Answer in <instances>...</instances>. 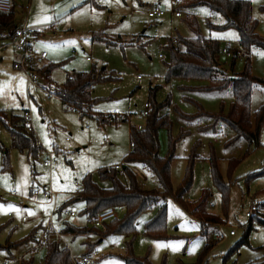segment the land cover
<instances>
[{"label": "rangeland", "instance_id": "obj_1", "mask_svg": "<svg viewBox=\"0 0 264 264\" xmlns=\"http://www.w3.org/2000/svg\"><path fill=\"white\" fill-rule=\"evenodd\" d=\"M188 3L189 0H181L177 6L173 5L172 0L167 5L163 0H120L119 3L116 0L108 3L103 0H12L17 22L23 23L27 17L29 26L38 31L31 39L32 49L46 51L48 56L45 62L56 65L50 75L51 83H47L39 74V70L46 65L43 62L36 68V85L29 84L25 71L14 64L20 54L12 47L0 49V122L8 121L11 113L22 115L24 110H29L31 121L27 126L34 131L41 146L37 158L29 156L27 151L16 149L8 128L0 123V264H5V261L16 264L15 260L23 257V261L33 257L35 264H43L45 249L36 254L30 252L50 215H54L58 230L64 227L65 222L88 228L85 234H67L66 243L59 241L70 249L73 259L87 257L88 264H125L130 236L115 232L103 236L105 230L94 229V223L82 213V201L69 205L61 216L54 210L82 190L87 174H92L102 187H109V181L100 180L98 170L124 164V158L132 147L130 129L145 126L141 111L149 102L150 89L155 87L158 103L170 98L173 107L193 117L183 118L172 108H163L161 114L168 113L172 128L171 132L162 128L159 138L160 154L166 157L170 138L176 140L180 136L171 164L174 191L182 183L195 144L199 141L195 151L194 182L186 194L189 206L198 209V213L193 215L173 196H167L164 201L168 207L167 237L152 239L144 232L145 223L158 211L157 204L152 210L142 213L136 222L138 233L131 245L134 255L148 257L152 264H193L200 259L206 244H210L203 264H224L228 250L245 234V226L251 217L248 209L252 199L259 203L254 215L264 217V208L261 207L264 203V126L261 146L248 147L244 139L227 146L226 142L234 137L235 132L218 115L229 113L234 100L232 87L186 91L179 89V85L196 86L204 82L178 79L167 82L165 79L170 55L166 48L167 38L177 34L195 37V32L186 23L188 15L198 19L203 37L220 41V77H232L245 67L244 53L240 52L237 57L233 54V49L240 48L238 31L234 28L212 30L207 24L210 8L203 4L187 6ZM155 5L169 13L158 18L149 17L148 9ZM262 6L264 0H252L253 17L258 21L257 32L264 38ZM26 7H29L28 13ZM172 8L178 9L182 15L171 13ZM202 8L207 9L209 14H202ZM43 16H58L59 19L37 23ZM212 21L219 24L224 22V18L218 16ZM125 24L128 26L124 27ZM69 41L74 43L65 44ZM93 69L96 75L106 80L94 85L91 93L94 101L91 107L85 108L88 113L83 114L65 105L57 94L69 75L89 73ZM251 71L254 76L264 80V48L261 46L252 47ZM185 95L192 101L186 100ZM263 104L264 85L255 84L252 111L255 112ZM98 116H104L107 122L101 123ZM45 134L50 143H46ZM248 148L250 152L244 156ZM212 157L216 158L223 179L232 181L227 210L223 208L220 193L211 177ZM233 157L239 158L240 162L230 178L228 162ZM145 173L146 177L140 179L144 187L160 189L157 176L147 170ZM250 174L254 176L248 180ZM40 176L45 180L37 179ZM81 176L82 179L79 178ZM25 178L27 189L16 191L17 183L23 184ZM57 178L58 187L67 182L74 186V190H56L53 185ZM206 188L212 196L198 207L196 202ZM9 205L13 207L9 208ZM113 208L116 211L114 219H121L125 209ZM26 209L34 211L36 215L29 216L24 211ZM174 209H178L183 216L175 214ZM66 211L71 214L67 215ZM201 212L213 214L222 220L202 226ZM180 225L183 227H178ZM38 226L40 228L33 239L15 245L14 242L26 237ZM248 235L249 244L240 246L232 253L227 264H247L264 258V226L254 222ZM197 241L200 243L192 251ZM89 246L93 248L90 252ZM73 259V264H76Z\"/></svg>", "mask_w": 264, "mask_h": 264}, {"label": "trees", "instance_id": "obj_2", "mask_svg": "<svg viewBox=\"0 0 264 264\" xmlns=\"http://www.w3.org/2000/svg\"><path fill=\"white\" fill-rule=\"evenodd\" d=\"M207 5L210 10V19L207 20L209 28L212 30H225L234 28L239 34V47L233 49L235 57L240 52L244 53L245 67L240 73L234 74L232 77L219 74L218 56L221 52L220 41L216 38H206L200 34L198 19L195 16H187V25L195 32V37L187 38L180 34L169 37L166 40V48L169 49V61L166 63L167 82L173 79L183 81H200L204 84L192 86L182 83L179 85L181 90H224L228 86L232 87L234 100L231 102L230 111L226 115L220 114L219 118L230 126L235 135L226 142L229 146L240 139H244L248 147H259L261 143V133L264 126V104L261 105L255 112L252 111L251 101L253 86L255 84L264 85V80L254 76L251 71V50L253 46H261L264 48V38L257 32L258 21L253 17L252 0H189L187 6ZM185 5V6H186ZM261 10H264L262 6ZM222 16L223 23H214L213 18ZM17 25L16 13L14 9L0 14V41L9 37L10 31ZM235 58H233V62ZM56 64H46L40 70V76L46 79V82L51 83V73L55 69ZM93 69L89 73L76 72L69 75L63 83L58 96L63 103L75 110H80L81 113L87 114L85 110L91 107L94 101L92 98V90L94 85L99 81L106 80L103 76L95 74ZM156 89L151 88L149 93V109L145 117V126L143 128L131 127L130 138L131 150L124 158L122 170H117L113 167H101L98 170L100 180L109 181V187H102L92 177V174H87L83 179L82 190L74 197L69 198L59 208L56 209L59 216L72 203L77 201L84 202L82 213L88 218L94 219L98 214L108 208L122 207L125 209L124 216L121 219H114L107 223L103 236L115 232L130 236L128 242V254L124 257L125 264H152L148 257L140 258L134 255L131 250L133 239L137 235L136 222L140 215L159 204L157 213L153 218L145 223L144 232L152 239H161L167 237V217L168 207L164 203L167 196H173L175 201L183 206L193 215H197L198 209L191 208L186 200V194L191 189L194 182V161L197 156L195 154L199 141L196 142L191 155V160L188 163L182 183L176 191L171 185V164L174 159L175 145L180 136L174 140L170 138L169 154L163 156L160 154V138L159 131L162 128H167L171 132L172 121L168 113L161 114L165 107L172 108L178 115L183 118H193L192 116L182 113L176 106L173 107L170 98L164 102L156 101ZM184 98L190 99L188 96ZM189 101H192L191 99ZM4 112V111H3ZM6 112H4L5 114ZM101 123H106L107 119L104 116H98ZM12 138L13 146L21 151H27L29 156L37 158L41 146L38 143L34 131L29 128L24 120L23 114L11 113L9 120H1ZM185 134L181 133V136ZM250 152L248 148L244 156ZM239 158H230L228 162V175L231 178L232 173L239 164ZM211 177L214 185L217 187L224 210H227L230 200V191L232 181L226 182L218 168L215 157L210 158ZM140 165L144 170H147L157 176L160 182V189H147L140 182V177L133 171V165ZM264 172V171H263ZM261 173V172H260ZM257 175V173H254ZM253 174L248 176L251 179ZM212 194L209 189H204L196 204L198 207L206 203ZM264 208V203L261 205ZM202 217V226L208 223H220L221 218L210 213H200ZM264 215V213H263ZM258 222L264 226V217L260 215H251L249 222L246 224L244 236L238 240L227 252L224 257V264L230 255L238 250L244 244H249V232L253 229V223ZM40 226L35 227L33 231L26 237L20 239L16 244L31 240L35 237ZM94 229H98L93 227ZM66 234H85L88 228L79 227L71 223L65 222L61 229ZM204 230H202V234ZM90 247V246H89ZM210 244H206L201 253L200 259L193 264H203L205 254L209 249ZM46 255L43 264H73L70 249L62 246L58 240L52 239L47 244ZM93 248H89V252ZM23 264H35L34 258L30 257ZM186 264V263H184ZM247 264H264V258L259 261L249 262Z\"/></svg>", "mask_w": 264, "mask_h": 264}, {"label": "built area", "instance_id": "obj_3", "mask_svg": "<svg viewBox=\"0 0 264 264\" xmlns=\"http://www.w3.org/2000/svg\"><path fill=\"white\" fill-rule=\"evenodd\" d=\"M173 5L176 4L179 5L181 0H172ZM12 8V0H0V14L3 12H8ZM29 7H26V11L28 13ZM171 13L176 14L177 16H181L182 13L177 9L172 8L170 11ZM148 16L151 18H158L164 16L166 13L165 9H162L159 5H155L153 7H150L148 9ZM27 17H25V20L23 23H17L16 27L10 31L9 34V40L11 46L20 54L18 60L15 62V66L17 68H20L25 71L27 75V82L29 84L36 85V81L38 78V73L36 72V68L39 64L43 63L47 59V52L44 50L36 51L33 50L31 47V39L36 33L35 27L29 26V24L26 22ZM87 60L89 61L90 58L87 57ZM140 77V76H139ZM138 77V78H139ZM51 94V93H50ZM58 95V94H57ZM144 110L141 111V114L146 117L147 115V109L149 108V104L145 103ZM23 117L26 123L29 125L31 121V113L29 110H24ZM133 147V144H131ZM114 167L117 170H122L123 165L122 164H115ZM133 171L140 177L144 178L146 177L145 170L140 165H133L132 166ZM258 204L254 199L251 200V205L248 209V215H254L257 211ZM56 212V209L54 210ZM66 214H71L70 211H66ZM116 217V211L115 209L108 208L98 214V216L94 219H90L91 222L94 223V226L97 228H103L106 229V224L111 219H114ZM54 215H50L49 220L44 224L43 228L41 229V232L39 236L34 240L33 247L31 249V254L39 253L41 249H46L47 244L52 239H56L58 241H64L65 242V236L66 233H63L61 230H58L54 223ZM67 245V244H66ZM68 246V245H67ZM73 259V258H72ZM23 258H18L15 260L16 264H23ZM75 260V263L77 264H88L89 259L87 257H83L80 260ZM5 264H10L9 261H5Z\"/></svg>", "mask_w": 264, "mask_h": 264}, {"label": "snow or ice", "instance_id": "obj_4", "mask_svg": "<svg viewBox=\"0 0 264 264\" xmlns=\"http://www.w3.org/2000/svg\"><path fill=\"white\" fill-rule=\"evenodd\" d=\"M103 2L108 3V2H110V0H103ZM116 2L119 3L120 0H116ZM163 2H164L165 5H167V4L169 3V0H163ZM200 12H201L202 14H204V15H208V14H209V13H208V10H207V9H203V8L200 9ZM54 19H59V17H58V16H57V17H53V16H43L41 19H38L36 22H37V23H50V22H52ZM30 26H31V25H30ZM127 26H128L127 24L124 25V27H127ZM237 38H238V37H237ZM67 43H74V42H71V41H69V42H65V44H67ZM45 47H52V45H45ZM21 80H22V78H21ZM13 99H15V97H13ZM17 106H18V105H17ZM114 110H118V109H114ZM45 141H46V143H50V141L47 140V135H46V134H45ZM90 170H91V169H86V171H90ZM66 171H67V170H66ZM25 172H27V168H25ZM79 178L82 179L83 177L81 176V177H79ZM4 179L7 180V177H5ZM37 179H39V180H41V181H44V180H45V177L40 176V177H37ZM67 179H68V178L65 177V180H66V181H67ZM57 185H58V178H57V182L53 185V187L56 188V190H58V191H62V190H64V189H68V188H71L72 190H74V186L68 184L67 182H66L65 185H63V186H59V187H58ZM27 187H28V182H27V179L25 178V179L23 180V184H21V183H17L15 190H16V191H21L22 188H23V189H27ZM37 191H39V189H37ZM24 194H25V195L27 194L26 191L24 192ZM42 203H43V201H41V204H42ZM8 207H9V208H12L13 206L9 205ZM45 210H47V209H45ZM24 211H26L27 214H28L29 216H34V215H36V213H35L34 211L27 210V209L24 210ZM17 212H18V214H19V210H17ZM174 213L177 214V215H181V216H183V213H180L178 209H174ZM178 227H183V225H180V226H178ZM193 227H194V225H193ZM199 243H200V242L197 241V242L193 245L192 251L195 250V247H197ZM158 246H166V247H170L171 245H158Z\"/></svg>", "mask_w": 264, "mask_h": 264}, {"label": "crops", "instance_id": "obj_5", "mask_svg": "<svg viewBox=\"0 0 264 264\" xmlns=\"http://www.w3.org/2000/svg\"><path fill=\"white\" fill-rule=\"evenodd\" d=\"M14 7H12V9H13ZM17 19V18H16ZM18 23V22H17ZM37 30H36V33L35 34H37ZM31 46H32V40H31ZM8 47H12L13 48V46H11V44H10V40H9V38L7 37V38H5V39H2L1 41H0V49H5V48H8ZM14 49V48H13ZM15 50V49H14ZM18 60V58L14 61V64H15V62ZM45 62V61H44ZM45 64H48V63H46L45 62ZM139 77V76H138ZM5 111V110H4ZM23 114V113H22ZM9 242H11V241H7V243H9Z\"/></svg>", "mask_w": 264, "mask_h": 264}]
</instances>
